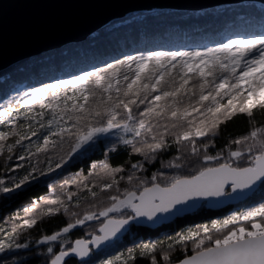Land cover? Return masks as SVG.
Masks as SVG:
<instances>
[{
  "label": "snow or ice",
  "instance_id": "1",
  "mask_svg": "<svg viewBox=\"0 0 264 264\" xmlns=\"http://www.w3.org/2000/svg\"><path fill=\"white\" fill-rule=\"evenodd\" d=\"M259 15V28L85 62L0 103V193L47 189L0 223V264H18L7 257L33 244L45 248L47 264H264V121L256 119L264 114V8ZM239 118L247 130L218 146ZM113 138L100 158L64 175ZM121 146L134 159L113 164ZM154 162L155 170L146 167ZM257 191L261 198L243 210L110 252L134 227ZM59 216L68 218L63 226L21 242ZM74 230L83 235L72 240Z\"/></svg>",
  "mask_w": 264,
  "mask_h": 264
},
{
  "label": "trees",
  "instance_id": "2",
  "mask_svg": "<svg viewBox=\"0 0 264 264\" xmlns=\"http://www.w3.org/2000/svg\"><path fill=\"white\" fill-rule=\"evenodd\" d=\"M264 5L257 2H242L239 4L222 5L202 11H185L174 9H154L150 11H138L122 18L113 20L103 28L89 36L85 41L67 44L61 48L35 55L31 58L19 61L0 71V103H7L13 96L20 95L24 91H31L33 86H39L42 81L51 80L57 76L66 75L68 71L77 66H86L85 62H102L123 52L132 51L143 47L184 48L196 45H206L221 37V34H231L235 29L246 25L252 28L261 26L260 10ZM256 119L264 121V114L257 112ZM247 130V122L239 118L228 123L217 145H222L229 135L235 136ZM115 142L101 141L99 148L89 152L87 156L77 160L68 172L86 168L89 161L101 157V150H106L105 144ZM113 164L126 163L133 160L128 152L121 146L118 151L110 154ZM5 155H0V177L6 171ZM169 155L159 157V160L167 161ZM18 161L15 158L7 161L9 167ZM146 165L150 170L159 167L158 162ZM9 171L7 175H14ZM59 179V178H58ZM47 189L43 185L19 194L0 193V223H4L7 216L19 211L37 195L45 194ZM257 191L249 200L229 208L214 211L203 205L193 214L176 219L174 222L164 225L156 230L144 227H134L121 239V243L110 252L122 251L124 247H131L141 242L163 239L166 235H174L201 223L226 216L232 209L242 206H250L260 199ZM67 217H45L34 228L21 236H30L36 240L41 234H49L63 226ZM5 224V228H7ZM83 235L81 230H74L71 239L75 240ZM178 250L172 252L173 261L179 257ZM4 254L0 253V257ZM161 258V257H158ZM10 261L18 264H47L46 250L43 246L33 244L30 250H20L17 255H9ZM136 264H149L148 258H137Z\"/></svg>",
  "mask_w": 264,
  "mask_h": 264
},
{
  "label": "water",
  "instance_id": "3",
  "mask_svg": "<svg viewBox=\"0 0 264 264\" xmlns=\"http://www.w3.org/2000/svg\"><path fill=\"white\" fill-rule=\"evenodd\" d=\"M242 2L264 5V0H0V71L35 55L85 41L113 20L138 11H202ZM251 196L219 205H203L219 211ZM203 205L160 224L140 227L156 230L195 213Z\"/></svg>",
  "mask_w": 264,
  "mask_h": 264
},
{
  "label": "rangeland",
  "instance_id": "4",
  "mask_svg": "<svg viewBox=\"0 0 264 264\" xmlns=\"http://www.w3.org/2000/svg\"><path fill=\"white\" fill-rule=\"evenodd\" d=\"M220 6H222V5H220ZM252 196H253V195H252ZM247 200H249V199H247ZM247 200H246V201H247ZM243 202H245V201H243ZM241 203H242V202H241ZM237 205H238V204H237ZM244 207H245V206H242V207L239 208V209H232L228 214H230V213H232L233 211H236V210H243ZM228 214H227V215H228ZM227 215H226V216H227Z\"/></svg>",
  "mask_w": 264,
  "mask_h": 264
}]
</instances>
